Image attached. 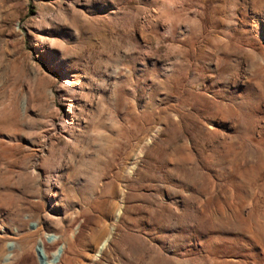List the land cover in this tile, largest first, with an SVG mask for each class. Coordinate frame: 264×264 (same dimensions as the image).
<instances>
[{"label":"rangeland","instance_id":"374dc122","mask_svg":"<svg viewBox=\"0 0 264 264\" xmlns=\"http://www.w3.org/2000/svg\"><path fill=\"white\" fill-rule=\"evenodd\" d=\"M60 247L264 264V0H0V264Z\"/></svg>","mask_w":264,"mask_h":264},{"label":"bare ground","instance_id":"6f19581e","mask_svg":"<svg viewBox=\"0 0 264 264\" xmlns=\"http://www.w3.org/2000/svg\"><path fill=\"white\" fill-rule=\"evenodd\" d=\"M55 239L56 237L52 235H47L39 240L38 247H41V248L49 247L51 244H53ZM104 244L105 242L101 244V246L99 247V251L103 248ZM61 255H62V247L56 249L53 253L49 254V256L48 255L45 256L47 258L49 257L50 259L45 258V260H39L38 263L39 264H56L57 262H59Z\"/></svg>","mask_w":264,"mask_h":264}]
</instances>
